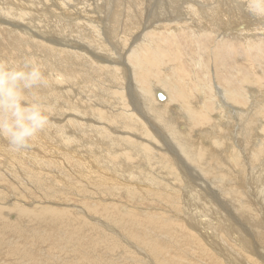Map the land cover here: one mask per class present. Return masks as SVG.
Instances as JSON below:
<instances>
[{"label": "bare ground", "instance_id": "1", "mask_svg": "<svg viewBox=\"0 0 264 264\" xmlns=\"http://www.w3.org/2000/svg\"><path fill=\"white\" fill-rule=\"evenodd\" d=\"M0 31L35 36L11 63L46 51L31 59L48 65L42 89L51 94L50 124L29 149L13 152L0 139V188L57 200L56 189L86 195L77 190L87 185L88 196L111 199L30 208L3 203L0 192V245L16 264H262L264 142L253 137L264 126V73L250 63L245 74L230 57L262 52L264 19L244 0H0ZM233 80L258 88L234 89ZM238 141L249 142L246 156ZM60 244L71 246L70 260L48 256Z\"/></svg>", "mask_w": 264, "mask_h": 264}, {"label": "rangeland", "instance_id": "2", "mask_svg": "<svg viewBox=\"0 0 264 264\" xmlns=\"http://www.w3.org/2000/svg\"><path fill=\"white\" fill-rule=\"evenodd\" d=\"M72 4V3H71ZM2 18V17H1ZM3 19V18H2ZM165 21V20H164ZM159 23V22H158ZM150 29H151V27H149ZM19 29H21L22 30V28H19ZM6 34H9L8 32H1L0 31V35L2 36H0V45H5L6 46V48H7V53H5L3 56H1L0 57V61H7V62H9V63H11V61H12V59H14V58H16L15 56H16V53L18 52V50H19V45H28V46H31L32 47V45L36 42L35 41V36L31 33V32H29V33H27L28 34V36H23L22 34H20V33H17V34H15V36H11V35H9V36H7ZM179 36V35H178ZM258 37H259V39L260 40H262L263 39V36H261L260 34L258 35ZM72 38H74V36H71L70 37V39H69V41H71V39ZM180 38H181V36H180ZM114 39V38H113ZM112 39V40H113ZM116 39V38H115ZM114 39V40H115ZM36 40H37V37H36ZM113 40V43H112V46H115V44L117 43V40H118V38L114 41ZM215 40H217V38H215ZM263 41V43H264V40H262ZM44 42H46V41H44ZM115 42V43H114ZM130 43V42H129ZM182 43V42H181ZM182 46H184V47H190L189 46V43H188V46H186L187 44L184 42V43H182L181 44ZM119 48V49H121V45H120V47H119V45H117L116 44V48ZM210 47H211V45H210ZM261 47H263V49H262V52L260 53V52H258V51H255V52H250L249 53V57L250 58H243V54H241L242 52H241V50L239 49V51H237L238 52V54H237V52L234 54V55H231V57L230 58H232V59H234V64H240V62H242L243 63V65H245V69H246V71L244 72L245 74L246 73H248V71H249V68H250V63H253L252 64V66H254V65H256L255 67L257 68L256 69V71L258 72V74L259 75H261V74H263L264 73V56L262 57L261 56V54L263 53V51H264V44L261 46ZM119 49H118V52H119ZM122 50V51H121ZM120 51H121V54L122 55H124V52H123V49H121ZM190 50L192 51L193 49L190 47ZM205 50V49H204ZM204 50H201L202 51V53L203 54H205L206 53V50L204 51ZM38 54H39V56H37V55H28L26 58H33V57H35V58H41L42 56H47V52L46 51H44L45 53L43 54V52H38V51H36ZM129 52V50L127 51V53ZM258 53V54H257ZM43 54V55H42ZM237 54V55H236ZM240 54V55H239ZM257 55V56H256ZM259 55V56H258ZM61 56H63L61 53L59 54V57H61ZM112 56V55H111ZM114 57H115V55H113ZM117 56V55H116ZM188 56V55H187ZM238 56V57H237ZM255 56V57H254ZM235 57V58H234ZM242 57V58H241ZM259 59H258V58ZM257 58V59H256ZM242 59V60H241ZM245 59V60H244ZM244 60V61H243ZM247 60V61H246ZM254 60H256V61H254ZM258 60V61H257ZM259 60H260V62H259ZM20 61V60H19ZM236 61V62H235ZM252 61V62H251ZM263 61V62H262ZM248 62V63H247ZM260 64H259V63ZM128 64V63H127ZM248 64V65H247ZM259 65H260V69H259ZM42 68H43V66H48V65H44V64H42V65H40ZM130 66V65H129ZM258 66V67H257ZM116 67H118V65L116 64ZM263 67V68H262ZM218 68H219V70L221 69V70H223V68H220L219 66H218ZM119 69V68H118ZM49 70V68H45L44 69V72H45V74H46V76H48L49 74H47L46 73V71H48ZM221 70H220V73H221ZM234 70H236V69H234ZM233 70V71H234ZM161 71H163V68L161 69ZM263 73H262V72ZM260 72V73H259ZM223 73H224V71H223ZM50 76V75H49ZM122 76V75H121ZM218 78H220V77H218ZM220 79H222V78H220ZM255 82V81H254ZM262 83L264 84V80H262ZM234 86L235 88L234 89H236L237 87H239L240 85H241V87H240V89H243V90H245V92L246 91H248V89L247 88H249V89H253V88H258V84H252V85H250V86H246V84H245V86H242V84H238L237 85V81L236 80H233L232 81V83H231V85L230 86ZM237 85V86H236ZM256 85V86H255ZM139 87V88H138ZM244 87H245V89H244ZM140 85L139 84H136V86L134 87V90H136V92H139L138 91V89L140 90ZM247 89V90H246ZM262 89H263V87H262ZM122 90V91H121ZM47 90L46 89H38L37 90V94L39 95V96H41L42 97V99L43 100H47V98L51 95V94H49L47 97H44V95H45V92H46ZM120 91H121V93H123V95H124V97H125V100H124V103H125V101H128V99L126 98V91H125V87L123 86L122 87V89L120 88L119 89V92H118V94H121L120 93ZM242 91V90H241ZM164 94V93H163ZM166 96V95H165ZM156 99V98H155ZM159 101H162V100H159ZM159 105V104H158ZM121 103H120V106L118 107L120 110H118V108H117V110L118 111H121ZM131 107V105L129 104V108ZM165 107V106H164ZM128 108V110H129V113L132 111V113L131 114H134V115H137V114H135L136 113V111L132 108V110H130ZM212 117H214V116H212ZM221 117V116H220ZM222 118V117H221ZM244 119H245V116H244ZM152 123L154 122V121H151ZM181 123H182V125H184V126H186L185 127V131H187L188 132V130H189V133H190V135H194L195 133H197V135H198V132H196V131H194V130H192L190 127H189V125L188 124H186L185 125V123L183 122V121H181ZM260 124V125H264V117H261V116H258V121H257V124ZM154 125L155 124H158V123H156V122H154L153 123ZM220 125H221V122H220ZM148 126V125H147ZM188 126V127H187ZM235 125L233 124V126L232 127H234ZM149 127V126H148ZM261 128H264V126H261V127H258L257 128V133H255L254 134V136L255 137H253L254 139L256 138L258 141H260V142H264V129L262 130ZM198 129V128H197ZM223 129L225 130L226 128L225 127H223ZM199 130V129H198ZM237 130V129H236ZM262 130V131H261ZM180 131V130H179ZM238 131V130H237ZM194 133V134H193ZM250 135H253V132H250L249 133ZM237 136H239V137H237ZM243 136V135H242ZM241 137V133L239 134L238 133V135H237V133H236V135H235V138H240ZM252 138V140H254ZM154 143V142H153ZM152 143V144H153ZM238 143L241 145V146H239V148H236L238 151H239V149H244V156H246V153H247V151H245V150H250V148L248 147L250 144H249V142L248 143H245V141H238ZM170 154H166V157L167 158H169L170 159V157H171V155L169 156ZM243 156V154L241 155V157ZM264 158V154L262 155V157H261V159L260 160H262ZM171 161H174V159L171 157V159H170ZM256 164H258V163H256ZM20 168H23V166H19ZM46 167V166H45ZM100 178H101V184H100V189H104V188H106V184H105V182H104V178L103 177H101L100 176ZM123 179V177L121 176V177H118L117 179H114V180H117V181H120V180H122ZM84 180V179H83ZM75 181L76 182H79L81 185H82V183L84 182V181H79V178H76L75 179ZM60 183V182H59ZM61 183H63V182H61ZM61 185V184H60ZM110 186V185H109ZM6 188H4V187H1L0 188V192H5L6 193V197L4 196V198H2L1 200H2V202L3 203H8V202H10L9 203V205L10 206H12V205H14V204H16L17 206H20V207H30V208H34V207H40L39 205H37L38 204V202L40 201V202H42L43 204H47V205H58V206H60V207H62V205H65V206H68L69 207V204H71V203H75V204H77V205H79V206H81L82 205V203H84V202H87L88 204H90L91 206H96L97 204H99V203H104V204H107V203H111V199H109L108 197H107V195L106 196H104V195H102L101 196V198H93V197H91V196H88V194L89 193H91V189L90 188H92V186H87V185H85L84 187H83V189L82 190H77V192L78 193H81V192H86L87 194L86 195H80V194H76L75 192H70V193H67L64 189H56V192H58L59 194H57L58 195V199L57 200H51V199H47L46 197L45 198H43L44 196L41 194V193H38V192H29L28 193V191H26V187H28V186H26V187H24L22 190H24V192L25 193H21L20 191H18V190H16L15 189V187H16V184L15 183H12V185H6L5 186ZM20 188V187H19ZM19 188H17V189H19ZM29 189V188H28ZM45 192V191H44ZM70 194V195H69ZM18 195H21V196H18ZM108 195H109V197H115V196H110V194L108 193ZM22 196H24L25 198H23ZM30 196V197H29ZM34 197V198H33ZM59 197L60 198H62V199H64V198H69V200H61V199H59ZM25 199V202H26V204H29V203H35L34 205H32V206H25V205H23V203H25V202H23V201H21V199ZM33 199V200H32ZM46 199V200H45ZM0 200V201H1ZM8 200V201H7ZM20 200V201H19ZM79 200H81L82 202H80L79 203ZM7 201V202H6ZM17 201H19L18 203H16ZM141 201H143V200H141ZM141 201H137L136 203H131V205H129L128 207H132V206H134V205H132V204H135L138 208L141 206ZM37 202V203H36ZM69 202H71V203H69ZM50 203V204H49ZM125 203V204H124ZM124 204V205H123ZM79 206H77L78 208H79ZM122 206L123 207H126L127 206V203L126 202H124V201H122L121 202V205H119V208L120 209H122ZM73 207V206H72ZM77 207H74V208H77ZM78 210V209H77ZM122 211H124L125 212V209L123 210L122 209ZM88 213H90V214H93V215H95L93 212H91V211H87ZM12 216H14V215H12ZM89 222H91V223H95V218H94V216H92L93 218H90V217H87V216H84ZM10 219H11V216H10ZM97 224V223H96ZM120 233H121V235H120V237H118V239L121 241L122 239H124V238H126V235L123 233V232H121L120 231ZM115 237V236H114ZM6 238H8V234H5L4 235V240H6ZM117 238V237H116ZM48 241H50L51 240V238H48L47 239ZM129 238L127 237L126 238V241L127 242H129ZM119 241V242H120ZM31 243H30V245H36L35 244V241H30ZM126 242V243H127ZM64 244H60V246H59V248H57V246H55V248L53 247L52 248V250L53 249H55L54 251H52V252H54V253H51V254H49L48 255V253L46 254V255H48L49 257H51V258H54V260H57L58 259V261H59V255H60V259H62V255L66 258V260H70L69 258V256H71V246L70 247H68L69 249H67V248H65L64 246H63ZM85 245V244H84ZM48 246V247H47ZM75 246V245H74ZM43 248H39V249H45V250H43L42 251V253H44L45 251H48V248L50 247L47 243L45 244V245H43L42 246ZM83 247L84 246H75V249H79L78 251H82V249H83ZM57 249H58V251H57ZM39 252V251H38ZM38 252H37V254H38ZM59 253V255H58V253ZM60 252H62V254L60 253ZM102 254H104V257H107V255L108 254H105V253H102ZM43 256L45 255V254H42ZM45 255V256H46ZM56 255H57V257H56ZM0 257H1V260H2V262L3 263H5V262H11V263H13V264H16V262H15V260L10 256V255H8L7 254V251H6V249H4V247H3V245H0ZM47 257V256H46ZM46 259H48V258H46ZM74 259H79V256L78 255H76L75 257H74ZM5 261V262H4ZM126 261V260H125ZM129 261L130 260H128L127 261V263H129ZM131 262H133V261H130V263ZM54 264H58V263H56V261L54 262ZM61 264H71L69 261L68 262H66V261H64V262H61Z\"/></svg>", "mask_w": 264, "mask_h": 264}, {"label": "clouds", "instance_id": "3", "mask_svg": "<svg viewBox=\"0 0 264 264\" xmlns=\"http://www.w3.org/2000/svg\"><path fill=\"white\" fill-rule=\"evenodd\" d=\"M244 2L251 15L264 19V0ZM49 84L42 67L31 58L19 63L0 61V139L13 152L29 149L48 128L50 115L37 90Z\"/></svg>", "mask_w": 264, "mask_h": 264}, {"label": "water", "instance_id": "4", "mask_svg": "<svg viewBox=\"0 0 264 264\" xmlns=\"http://www.w3.org/2000/svg\"><path fill=\"white\" fill-rule=\"evenodd\" d=\"M156 98L158 100H164L165 99V94H163V92H161V91H157L156 92ZM262 264H264V261H262Z\"/></svg>", "mask_w": 264, "mask_h": 264}]
</instances>
